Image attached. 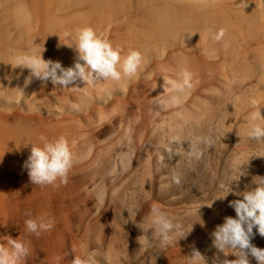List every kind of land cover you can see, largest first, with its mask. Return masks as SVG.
Wrapping results in <instances>:
<instances>
[{"label": "rangeland", "instance_id": "obj_1", "mask_svg": "<svg viewBox=\"0 0 264 264\" xmlns=\"http://www.w3.org/2000/svg\"><path fill=\"white\" fill-rule=\"evenodd\" d=\"M34 52H41L44 60L50 57L42 46ZM202 59L219 67L205 71L204 77L192 74V88L179 94V106L171 103L176 94L169 92L164 79H177L183 70L165 68L168 58L162 51L147 55L131 80L97 82L99 86L82 96L68 89L66 98L58 91L45 96L35 79L25 87L30 71L24 68V78L7 96L12 105L18 99L28 104L14 105L21 118L29 117L38 128H52V135L37 146L67 139L73 153L71 170H78L84 180L83 195L74 204L76 209L85 206L79 235L82 242L88 239L86 253L92 264H212L217 256L236 259L232 250L219 253L211 246V233L224 217L235 218L229 202L242 199L264 178V140L248 135L253 99L264 118V82L255 81L254 65L244 58L223 60L206 52L193 58ZM34 95L41 99L32 101ZM173 137L181 143L171 144ZM198 138L211 139V148L197 144ZM193 148L203 150L200 159L191 154ZM174 176L180 177V185L173 182ZM153 208L182 223L185 231L192 225L187 237L176 242L172 233V242L163 247L151 224ZM253 234L251 243L264 249V237L255 228ZM193 249L203 258L192 257ZM249 264L257 261L249 257Z\"/></svg>", "mask_w": 264, "mask_h": 264}, {"label": "bare ground", "instance_id": "obj_2", "mask_svg": "<svg viewBox=\"0 0 264 264\" xmlns=\"http://www.w3.org/2000/svg\"><path fill=\"white\" fill-rule=\"evenodd\" d=\"M84 27L119 48L122 58L139 50L144 64L147 55L162 51L168 58L165 68L186 69L198 77L219 64L194 61V55L244 58L254 65L255 81L264 82V0H0V245L9 247L8 236L23 241L29 254L21 264H72L77 256L89 259L88 239L85 236L87 243L82 242L79 235L85 206L76 209L74 204L83 195L84 180L78 170H70L66 185L59 180L45 187L30 182L22 166L31 144L37 146L52 135V128H38L29 117L21 118L14 105L28 104L6 100L18 79L24 78V68H14L17 56L35 55L37 46H42L50 53L48 60L71 67L76 54L67 44L74 43ZM219 28H225L226 35L217 43L209 29ZM92 86L81 83V88L69 89L73 96H82L92 92ZM39 88L47 97L56 91L68 96V89L50 82ZM37 218L53 220L52 229L39 236L29 233L25 221Z\"/></svg>", "mask_w": 264, "mask_h": 264}, {"label": "clouds", "instance_id": "obj_3", "mask_svg": "<svg viewBox=\"0 0 264 264\" xmlns=\"http://www.w3.org/2000/svg\"><path fill=\"white\" fill-rule=\"evenodd\" d=\"M209 35L211 40L219 43L224 40L226 29H209ZM67 46L72 48L76 54L73 65L67 68L63 67L59 61L44 60L41 55L42 51L35 55L17 56L14 68H27L30 71V75L24 82L25 87L34 79L44 86L50 82L61 90L81 88L79 87L81 83L95 85L97 82L131 80L137 77L144 60L142 53L135 49L130 50L122 58L121 50L113 48L108 40L98 36L91 27L80 29L76 34L75 42ZM192 79V73L186 69L177 79H164V85L168 86L169 92L176 94L171 97L172 104L179 106L181 103L179 94L192 88ZM23 97L24 92L20 89V98ZM251 104L255 111L251 114L253 123L248 135L250 139L261 141L264 140V125L255 123V121H264V118L261 117L257 101L253 99ZM72 107L78 109L77 105ZM128 131L130 133L131 129ZM180 143L179 137H173L171 140V144ZM201 143L209 149L212 146L211 139L198 138L197 144ZM167 153L169 158L174 155L171 147L167 149ZM191 154L196 159H200L204 153L199 148H193ZM160 159L163 161L164 156ZM22 167L27 171L33 185L45 187L54 184L57 180L66 185L69 172L73 167V153L67 139L59 137L54 141L46 142L42 147L31 144L30 155ZM173 182L180 185V177L174 176ZM220 187L223 189L225 185L222 184ZM227 189L228 194L231 189L228 186ZM223 197L217 198L222 199ZM229 207L234 209L235 218L226 216L224 222L216 226L211 233V246L219 253H223L226 249L232 250L236 259L229 261L217 256L212 264H249V257L254 258L257 264H264V249L257 248L251 243L254 228L260 236L264 237V178H261L260 183L253 190L245 192L242 199L230 201ZM152 213L151 224L155 227L159 243L165 248L173 240L172 233L178 238L177 242L187 237L192 229L191 225V228L185 231L182 223H174L172 218L156 208L152 209ZM53 224V220L45 218L25 221L26 230L37 236L42 232L50 231ZM8 245L9 247L0 245V264H21L29 254L28 247L23 241L10 236H8ZM191 256L203 258L201 253L195 249ZM91 259L90 257L85 260L77 256L73 258L72 264H91Z\"/></svg>", "mask_w": 264, "mask_h": 264}]
</instances>
